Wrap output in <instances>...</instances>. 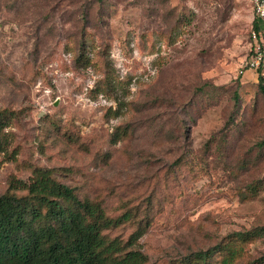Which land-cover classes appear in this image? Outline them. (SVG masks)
<instances>
[{
  "label": "rangeland",
  "instance_id": "1",
  "mask_svg": "<svg viewBox=\"0 0 264 264\" xmlns=\"http://www.w3.org/2000/svg\"><path fill=\"white\" fill-rule=\"evenodd\" d=\"M252 26L248 0H0V194L47 168L126 213L102 231L118 254L264 264V231H239L264 226Z\"/></svg>",
  "mask_w": 264,
  "mask_h": 264
},
{
  "label": "trees",
  "instance_id": "2",
  "mask_svg": "<svg viewBox=\"0 0 264 264\" xmlns=\"http://www.w3.org/2000/svg\"><path fill=\"white\" fill-rule=\"evenodd\" d=\"M7 114V107L0 108V148ZM18 189L25 192L18 194L14 191ZM128 218L126 213L106 216L98 204L80 198L49 169H36L28 180L12 179L0 194V264H143V252L131 248L118 254L122 246L117 239L102 233ZM239 231H264V226ZM217 247L195 254L205 258ZM226 263L224 259L222 264Z\"/></svg>",
  "mask_w": 264,
  "mask_h": 264
},
{
  "label": "built area",
  "instance_id": "3",
  "mask_svg": "<svg viewBox=\"0 0 264 264\" xmlns=\"http://www.w3.org/2000/svg\"><path fill=\"white\" fill-rule=\"evenodd\" d=\"M255 25L249 31L250 49L247 66L260 76L264 87V0H248Z\"/></svg>",
  "mask_w": 264,
  "mask_h": 264
},
{
  "label": "crops",
  "instance_id": "4",
  "mask_svg": "<svg viewBox=\"0 0 264 264\" xmlns=\"http://www.w3.org/2000/svg\"><path fill=\"white\" fill-rule=\"evenodd\" d=\"M253 13V12H252ZM253 22H254V17H253Z\"/></svg>",
  "mask_w": 264,
  "mask_h": 264
}]
</instances>
